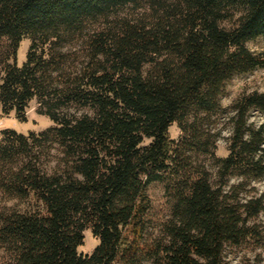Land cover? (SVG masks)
<instances>
[{"label": "trees", "instance_id": "1", "mask_svg": "<svg viewBox=\"0 0 264 264\" xmlns=\"http://www.w3.org/2000/svg\"><path fill=\"white\" fill-rule=\"evenodd\" d=\"M261 37L264 0H0V111L26 123L38 100L54 123L0 134V264H224L261 237L264 93L230 108L216 154L226 87L264 68ZM156 182L172 217L148 246ZM88 230L99 245L82 254Z\"/></svg>", "mask_w": 264, "mask_h": 264}, {"label": "rangeland", "instance_id": "2", "mask_svg": "<svg viewBox=\"0 0 264 264\" xmlns=\"http://www.w3.org/2000/svg\"><path fill=\"white\" fill-rule=\"evenodd\" d=\"M134 10L130 9L123 15L131 16ZM142 14V13H140ZM31 42L25 40L19 51V64L22 65L26 60V54L29 50ZM81 43L69 48L74 51L81 50ZM249 49L257 54H264V37L259 38L254 42L248 44ZM254 92L264 93V68H258L250 73L236 76L228 83L226 91L222 100V105L227 111L218 118L217 127L221 131V138L217 146V156L224 158L229 154V140L233 133V124L230 121L232 114L230 108L234 103L244 95ZM39 101L33 100L27 110V122L21 123L17 120L14 114L5 116L0 111V134L5 129H15L19 133L28 134L30 132L41 133L54 123L47 117L39 114ZM72 112L82 114L85 110L72 109ZM251 122L260 126L264 123V114L253 111L251 113ZM170 137L178 140L181 136V131L177 124L170 128ZM150 141H146L148 145ZM236 180H233V183ZM257 195L264 194V182L255 184ZM149 198L151 208L148 214L147 229L144 235V243L148 246H153L161 242L165 238V227L172 217V200L166 192L163 183L156 182L149 188ZM4 203L0 199V207ZM11 205V204H9ZM253 224L257 225L261 237L256 239H249L240 246L227 245L223 255L224 264H264V214H261ZM99 245V241L94 238L90 230L85 232V244L79 249V253L92 254L95 248ZM151 264V263H149Z\"/></svg>", "mask_w": 264, "mask_h": 264}]
</instances>
